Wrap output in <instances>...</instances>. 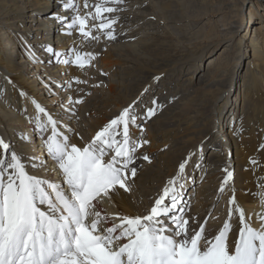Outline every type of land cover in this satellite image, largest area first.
<instances>
[{
  "label": "bare ground",
  "instance_id": "6f19581e",
  "mask_svg": "<svg viewBox=\"0 0 264 264\" xmlns=\"http://www.w3.org/2000/svg\"><path fill=\"white\" fill-rule=\"evenodd\" d=\"M77 2L83 11V0ZM134 2H138L137 10H132V0H125L124 10L118 13L116 40L102 39L93 48L85 49L97 53V59L95 67L84 75L74 66H71L74 72L69 71V66L57 63L46 51L51 47L67 52L73 44L75 34L73 37L65 35L55 19L58 15H71L63 9L64 0H0V138L10 142L25 159L40 158L35 145L42 147L41 157L48 166L33 174L62 182L61 173L48 157L35 130L38 113L33 100L63 126L73 130L72 143L82 145L90 142L95 133L124 108L136 102V109L142 115L145 108L153 107L151 101L155 99L163 108L144 125V138L149 144L138 153L149 155L152 163L137 160L142 167L137 171L131 192L120 190L110 201L105 199L101 209L109 214H146L167 179L175 176L179 164L189 153H194L186 166V174L192 178L200 172L203 185L194 186L197 192L188 197L191 204L188 216L204 222L219 196L225 176L223 170L228 168L234 172L238 204L246 217H250L252 226L259 228L262 204L257 200L256 205L246 207L241 205L240 196L252 180L264 177L257 176L250 163L253 159L259 160V156L264 158V138L259 141L254 136L258 120L259 123L264 121V108H260L259 102L255 103L261 95L259 84H264V37L260 28L264 25V10L262 21L256 22L251 30L254 35L260 34L253 41L251 35L249 39L239 34L254 13L248 20L239 15L228 19L230 31L236 34L231 38L232 43L239 49L247 38L255 53L252 69L241 78L245 93H241L240 105L236 107L233 75L224 69L219 73L214 71L219 68L216 66L210 69L207 66L203 71L197 69L210 45L202 46L201 40L187 30L186 23L192 21V16L182 13L167 0L160 2L164 14L158 13L151 0ZM226 30L219 24L216 27L221 35H225ZM30 52L39 62L33 60ZM102 72L107 75H101ZM75 77L86 79L88 83H73L69 89L67 85ZM69 97H83L84 103L74 107L75 115L67 110ZM238 129H242L239 135ZM133 131L135 136L140 135L139 131ZM21 135L30 137L31 143L21 140ZM231 157L235 159L231 161ZM196 164H200V168H195ZM227 195L230 198L233 192L227 190ZM221 218L215 215L209 226H205L206 235L214 236L218 232L225 223L218 220ZM232 224L230 243L239 228L236 216ZM107 226L110 225L104 227Z\"/></svg>",
  "mask_w": 264,
  "mask_h": 264
},
{
  "label": "snow or ice",
  "instance_id": "6c2138e0",
  "mask_svg": "<svg viewBox=\"0 0 264 264\" xmlns=\"http://www.w3.org/2000/svg\"><path fill=\"white\" fill-rule=\"evenodd\" d=\"M124 3L83 0L82 11L77 0H64L63 9L71 15L55 19L65 35L75 34L73 44L67 52L51 47L46 51L57 63L74 66L87 75L95 67L97 53L85 49L102 39H117L118 13L124 10ZM30 55L39 62L34 53ZM73 83L88 81L75 77L67 87L71 89ZM32 103L38 113L35 130L62 182L33 174L44 169L47 161L25 159L10 142L0 138V264H264V214L258 215L261 226L253 227L236 200L233 171L223 170L225 176L218 190L221 196L227 190L233 192L228 220L218 232L206 235L207 218L201 223L188 216L191 204L190 198L186 199V166L194 153H189L175 176L167 179L146 214L127 216L101 209L105 199L110 201L120 190L131 192L142 167L137 160L152 163L149 155L138 153L149 144L144 125L163 108L155 99L151 101L153 107L145 108L142 115L136 102L124 108L82 145L71 142L75 134L71 128L35 100ZM83 103V97H69L67 110L75 115V105ZM133 130L140 135L135 136ZM20 139L31 143L30 137L21 135ZM250 163L254 169L258 166L255 159ZM194 167L200 168V164ZM257 185L253 195L264 205V177L257 179ZM233 216L239 228L230 243Z\"/></svg>",
  "mask_w": 264,
  "mask_h": 264
},
{
  "label": "rangeland",
  "instance_id": "374dc122",
  "mask_svg": "<svg viewBox=\"0 0 264 264\" xmlns=\"http://www.w3.org/2000/svg\"><path fill=\"white\" fill-rule=\"evenodd\" d=\"M138 0H132V10H137L136 6L138 2H134ZM152 3H154V7L160 14H164L162 11V8L160 7L161 0H151ZM171 1L174 6H178L180 11L186 15L192 16V21L186 23L187 30H190L192 34H194L199 40H201L202 46L203 45H210L206 51L203 59L198 64L197 69L201 71L204 70V68L210 69V67L216 66L219 68H215L214 71L218 72L220 69H224L225 71H228L231 75H233V88L236 94L234 96L237 98V104L236 107H238L240 95L245 93V91L241 88V78L244 76L246 77L249 70H251L254 59H255V53L249 47L248 43L250 42V35L251 40L253 41L254 38H256L257 35H254L252 28L256 27V22H260L261 17L263 15V8H264V0H245V2H242V0H167ZM136 4V5H135ZM254 13L253 17L251 18V23H247L245 26V29L240 31L239 37H244V35L249 38H245L246 40L243 41V45L238 49L237 45L232 43L233 36H236V34L232 33L230 31V28L228 26V19L229 17H233L236 15L243 16L248 20L250 18V14ZM218 14H224L222 17H219ZM194 15V16H193ZM249 16V18H248ZM200 17V18H197ZM220 18V19H219ZM219 19V20H218ZM199 20V23H197ZM220 21V23H218ZM254 23V24H253ZM153 23H151L152 25ZM218 24L221 27H225L228 30H226L225 35H221V33L216 32V27ZM262 24V23H261ZM149 25V23H148ZM254 25V26H252ZM153 26V25H152ZM251 28V29H250ZM261 31L262 36L264 37V25H261ZM234 32V30H233ZM244 34V35H243ZM260 35V34H259ZM259 35L257 37H259ZM261 46V45H260ZM262 47H264V38ZM195 67V66H194ZM251 68V69H250ZM74 68L70 67L69 71H73ZM262 88H260V97L255 100V103L259 102V106L261 109L264 108V84H259ZM258 94V93H257ZM240 105V104H239ZM264 110V109H263ZM254 119V118H253ZM258 119V118H257ZM255 120V119H254ZM258 120L256 124V128L254 130V136L259 141H262L264 138V121ZM35 150L37 152V155L39 154L40 158H42V153L40 152L42 147H39V145H35ZM235 159L234 157H231L230 160L232 161ZM258 166L253 169V172L258 176L261 174L264 176V158L263 156L258 157ZM44 160V158H42ZM48 166V164H46ZM50 165V164H49ZM47 168V167H46ZM204 173H202L203 175ZM200 172L196 175H194L192 178L190 177L188 179V182L190 186H188L186 190V199L190 196H194V192H197L196 189H194V186L203 185V183H200L201 177L199 178ZM197 183H195L194 181ZM205 188L208 190L209 186L206 185ZM194 189V190H192ZM258 191V185L257 180H252L251 184H248L247 187L243 190L240 199H241V205L244 206H251L257 204V198L253 195L254 193H257ZM209 201H206L208 204ZM212 203V202H211ZM229 197L227 195V191L222 196L219 194L216 199V203L214 205H211L209 210H211L207 217V224L206 228L209 226V224L213 221V218L215 215L219 216V221H222L221 223H224L228 220L229 217ZM261 211H263L264 214V205L260 207ZM235 216L232 217V219ZM250 218V217H249Z\"/></svg>",
  "mask_w": 264,
  "mask_h": 264
}]
</instances>
